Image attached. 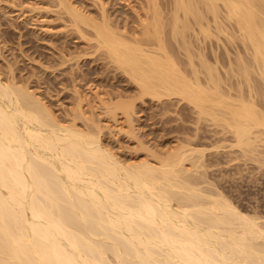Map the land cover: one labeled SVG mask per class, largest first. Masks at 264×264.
<instances>
[{"label": "bare ground", "instance_id": "6f19581e", "mask_svg": "<svg viewBox=\"0 0 264 264\" xmlns=\"http://www.w3.org/2000/svg\"><path fill=\"white\" fill-rule=\"evenodd\" d=\"M68 1L56 3L140 98H178L200 123L228 134L242 158L263 159L264 0H145L132 31ZM227 30L250 59L238 58V89H224L218 58L214 66L190 43ZM180 50L190 72L176 59ZM10 82L0 75V264H264V218L202 188L204 150L181 145L165 156L122 160L104 142L102 125L78 126L82 111L62 123L39 96ZM134 104H105L106 129L132 136Z\"/></svg>", "mask_w": 264, "mask_h": 264}, {"label": "rangeland", "instance_id": "374dc122", "mask_svg": "<svg viewBox=\"0 0 264 264\" xmlns=\"http://www.w3.org/2000/svg\"><path fill=\"white\" fill-rule=\"evenodd\" d=\"M68 2L96 21L109 18L113 25L132 31L138 22L137 13L143 15L142 8L146 1ZM84 33L86 34L77 31L56 0H0L1 78L6 83L11 80L19 85L18 87L26 88L25 90L28 89L27 91L37 95L36 97L39 96L62 123L73 122V119L80 117L82 111L85 119H78V126L90 131L94 124L102 125V129L105 128L102 130L104 142L122 160L143 161L149 156L148 152L165 156V153L167 155L181 145L204 150V157L201 159L204 163L199 170L203 172L207 183H203L201 187L207 191L209 189L210 192L219 190L242 212L264 218V152L261 154L263 159L259 157L261 162L259 158V162L242 158L236 148L229 147L232 141L228 139V134L220 132L211 122L200 123L196 110L178 98H165L163 102L152 100L150 97L143 100L140 98L139 88L130 77L110 63L105 51L96 46L93 35ZM228 33L234 35L232 31L227 30L219 35L220 38L217 36L219 41L217 38H206L207 41L203 38L205 34L198 35L199 37L193 35L195 39H190L192 46H195L194 54H205V59L208 58L206 61H211L214 66L218 58L220 62L217 64L218 72L215 70V73L222 76L220 79L226 90L230 86L238 89L236 83L243 80L242 77L241 80L238 79L240 76L237 77L234 73L235 68L238 69L239 56L244 57L240 58V61H250L248 54L244 52L245 49L236 39L228 40L232 36ZM176 43L173 45L178 53ZM239 51L243 53L240 52L239 55ZM182 52L176 55L179 57L176 59L178 62L182 60L180 64L183 63L187 68L183 67L190 72L191 68H188L187 63L184 64L183 59L185 60L186 56ZM203 54L200 55L202 58ZM199 59L201 57L194 58L197 67H200ZM253 75L254 80L260 81L256 74ZM202 76L205 81V75ZM245 88L243 87L244 92L247 89ZM262 97H258V100H263ZM119 99L135 103V113L132 116L135 129L132 136H128L124 131H113L105 127L110 120L107 119L104 105L115 103ZM121 120L120 123H123L124 119ZM196 159H192V162ZM199 175L197 177L201 178L202 174L200 177Z\"/></svg>", "mask_w": 264, "mask_h": 264}]
</instances>
